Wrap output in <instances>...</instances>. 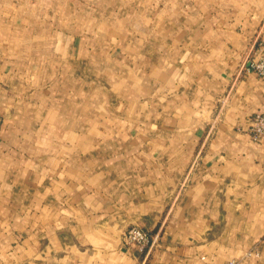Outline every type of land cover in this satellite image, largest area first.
Listing matches in <instances>:
<instances>
[{"label": "crops", "instance_id": "1", "mask_svg": "<svg viewBox=\"0 0 264 264\" xmlns=\"http://www.w3.org/2000/svg\"><path fill=\"white\" fill-rule=\"evenodd\" d=\"M263 39L264 0H0V264H264Z\"/></svg>", "mask_w": 264, "mask_h": 264}, {"label": "built area", "instance_id": "2", "mask_svg": "<svg viewBox=\"0 0 264 264\" xmlns=\"http://www.w3.org/2000/svg\"><path fill=\"white\" fill-rule=\"evenodd\" d=\"M258 47L253 51L247 60L246 69L256 73L260 77H264V39L258 40ZM257 56V57H256ZM3 118L0 114V144L2 133ZM243 132L248 134L253 140L258 141L264 137V112L255 114L249 122L240 128ZM157 239L156 235L150 234L138 226H131L124 233V244L128 247H137L145 250L150 247ZM225 264H240L239 261L232 259Z\"/></svg>", "mask_w": 264, "mask_h": 264}, {"label": "rangeland", "instance_id": "3", "mask_svg": "<svg viewBox=\"0 0 264 264\" xmlns=\"http://www.w3.org/2000/svg\"><path fill=\"white\" fill-rule=\"evenodd\" d=\"M0 114H1V113H0ZM1 115H2V114H1ZM2 118H3V116H2ZM132 226H138V227H141L140 225H136V224H135V225H132ZM141 228H142V227H141ZM143 229H144V228H143ZM126 231H127V230H126ZM126 231H125V232H126Z\"/></svg>", "mask_w": 264, "mask_h": 264}]
</instances>
